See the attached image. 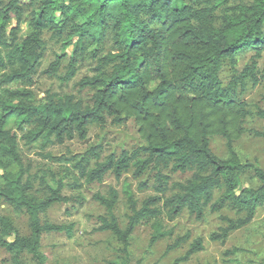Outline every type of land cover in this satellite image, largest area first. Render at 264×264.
I'll use <instances>...</instances> for the list:
<instances>
[{"label":"trees","instance_id":"16d2710c","mask_svg":"<svg viewBox=\"0 0 264 264\" xmlns=\"http://www.w3.org/2000/svg\"><path fill=\"white\" fill-rule=\"evenodd\" d=\"M26 1L28 17L22 0L0 2V202L26 216L29 228V235L22 236L9 218L0 216V248L12 264H21L24 255L34 264H45L42 236L53 233L71 238L72 226L42 220L54 205L70 200L62 195L64 186L59 182L53 186L40 182L42 193L35 195L11 126L26 130V144L40 143L45 149L74 136L85 142L90 127L102 128L108 120L117 126L134 122L142 144L133 151L102 158L101 148L95 146L69 159L77 173L72 174L74 188L80 187V179L86 185L101 184L107 174L119 181L131 173L139 191L153 193L138 208L129 185L123 186L129 212L124 229L113 214L117 191L93 196L106 211L95 231L116 239L121 264H128L131 236L144 223L153 229L150 246L170 235L162 233L161 218L173 222L183 213L197 222L207 213H233L235 219L221 218L224 227L209 236L211 242L222 245L250 225L264 207V170L242 163L233 144L246 133L264 140V131L245 129L251 114L243 99L248 82L256 87L264 80L257 70L264 55V0L230 7V0ZM12 20L15 26L7 34ZM24 22L28 33L19 39ZM45 33L63 40V50L72 47L65 83L74 78L89 50L101 46L111 34L113 50L93 56L94 75L77 83L79 91L91 94L87 100L51 95L45 103H34L29 91L8 89L14 84L32 85ZM248 51L253 53L250 64L238 72L237 59ZM61 60L57 57L48 67L50 77L58 72ZM226 65L232 75L224 80L221 72ZM255 116L264 121V109ZM212 137L226 142L229 159L212 152ZM174 175L189 177L174 181ZM246 175L255 186L243 184ZM188 238L177 239L165 254ZM202 250V241L194 240L173 264L184 263Z\"/></svg>","mask_w":264,"mask_h":264},{"label":"rangeland","instance_id":"374dc122","mask_svg":"<svg viewBox=\"0 0 264 264\" xmlns=\"http://www.w3.org/2000/svg\"><path fill=\"white\" fill-rule=\"evenodd\" d=\"M0 2L6 3L8 0H0ZM251 2L253 0H230L229 7ZM22 5L26 9V17H28L27 1L22 0ZM14 26L15 20H12L7 28V34ZM27 33V22H24L20 27L18 38L23 39ZM43 42L44 50L39 67L33 76L32 85L14 84L8 86V89L20 92L29 91L34 97V103H45L51 95L57 97L73 95L78 99L87 100L91 94L86 90L79 91L77 83L84 77L94 75L96 61L93 56H104L113 50L111 34H107L101 46L89 50L88 57L78 64L74 78L68 83L62 80L67 72L72 47L63 50V40L51 38L49 33L43 35ZM59 56L62 57L61 66L55 76L50 77L46 71ZM252 56L253 53L250 51L242 53L237 59L236 70L242 72L250 64ZM257 70L258 75H264V55L257 62ZM230 75H232L231 68L228 65L224 66L221 77L227 80ZM243 99L251 114L245 121V129L263 132L264 121L258 119L255 113L257 110L264 109V80L256 87L248 82ZM10 128L17 135L22 164L33 180L35 195L39 196L42 193L40 182L43 181L49 186L59 182L64 186L62 195L70 200L68 204L54 205L42 217L43 221L50 224L72 226L71 238H67L64 234L53 233L42 236L41 252L45 257V264H121L123 260L116 239L110 233L95 231L99 227L98 219L105 217L106 211L93 200V196L97 194L106 196L109 189L117 191L118 203L113 214L118 220L119 227L124 229L129 212L126 197L122 192L123 186L129 185L138 208L153 193L151 190L139 191L138 182L132 178L131 173L123 175L119 181L115 180L113 175L107 174L101 184L86 185L83 179H80V187L74 188L72 174L77 176V173L72 169L69 159L71 156L80 155L95 146L101 148L102 158L111 154L119 156L122 151H133L142 144L134 122L129 120L124 125L117 126L108 120L102 128L90 127L85 142L74 136L62 145L54 144L45 149L40 143L26 144L23 138L26 130L18 131L13 126ZM210 148L218 158L229 159L227 144L222 138L212 137ZM233 150L242 163L253 164L264 170L263 139L246 133L233 144ZM188 177L189 175H174L173 180L184 181ZM243 184L246 187H253L256 182L250 178V175H246L243 178ZM0 216L9 218L22 236L29 235L26 216L14 212L1 202ZM223 217L236 218L233 213L227 210L218 214L207 213L201 222H197L186 213L173 222L161 218L162 233L170 235L152 246L149 243L153 235L151 224L139 225L130 239L128 264H173L175 260L182 258L193 241L198 239L202 241L203 250L181 264H264V207L257 210L250 225L231 234L222 245L211 242L209 236L224 227L221 221ZM186 235H189L186 243L165 254L168 246L173 245L177 239ZM235 249L240 252L230 256L228 253ZM0 264H12L9 255L1 248ZM21 264L34 263L29 256L24 255Z\"/></svg>","mask_w":264,"mask_h":264}]
</instances>
